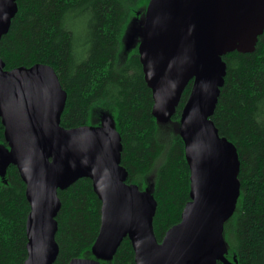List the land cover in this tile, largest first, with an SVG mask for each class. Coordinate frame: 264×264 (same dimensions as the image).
I'll list each match as a JSON object with an SVG mask.
<instances>
[{"label":"water","instance_id":"95a60500","mask_svg":"<svg viewBox=\"0 0 264 264\" xmlns=\"http://www.w3.org/2000/svg\"><path fill=\"white\" fill-rule=\"evenodd\" d=\"M16 11L15 0H0V38ZM263 29L264 0H149L138 54L160 122L171 117L192 80L180 118L190 200L160 242L152 226L154 197L125 182L118 132L108 125L62 127L66 92L54 69L38 63L7 70L0 58V119L9 146L4 159L16 166L31 208L25 264L54 262L57 189L81 177L92 180L102 202L96 258L111 259L127 236L136 264H233L224 256L223 225L239 196L238 159L210 116L226 72L222 55L253 51ZM68 264L102 263L73 258Z\"/></svg>","mask_w":264,"mask_h":264},{"label":"trees","instance_id":"16d2710c","mask_svg":"<svg viewBox=\"0 0 264 264\" xmlns=\"http://www.w3.org/2000/svg\"><path fill=\"white\" fill-rule=\"evenodd\" d=\"M15 2L17 11L0 38L4 68L51 66L66 92L62 127L108 125L118 132L125 182L154 197L152 226L160 242L180 222L190 200L191 163L180 118L192 80L171 117L160 122L152 113V90L138 54L149 0ZM126 44L130 45L124 51ZM222 60L226 72L210 118L219 135L235 147L240 183L235 210L223 225L224 256L233 264H264V29L253 51L227 52ZM8 152L0 119V163L5 161L0 166V264H25L31 208L16 166L4 160ZM57 196L58 254L52 264H68L73 258L136 264L127 236L111 259L93 255L102 202L90 178L57 189Z\"/></svg>","mask_w":264,"mask_h":264},{"label":"rangeland","instance_id":"374dc122","mask_svg":"<svg viewBox=\"0 0 264 264\" xmlns=\"http://www.w3.org/2000/svg\"><path fill=\"white\" fill-rule=\"evenodd\" d=\"M133 39H134L133 41H135V38H133ZM129 45H130V44H126V45L124 46L123 50L126 51ZM3 153H4V152H3ZM3 153H2V154H3ZM0 160H1V156H0ZM4 160H5V159H4ZM0 162H1V161H0ZM4 162H5V161H4ZM4 162H3V163H0V166H1V167H3L2 165L4 164Z\"/></svg>","mask_w":264,"mask_h":264}]
</instances>
